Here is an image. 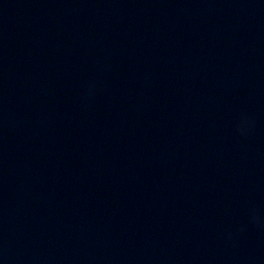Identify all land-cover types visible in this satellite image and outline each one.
<instances>
[{"label":"clouds","instance_id":"1","mask_svg":"<svg viewBox=\"0 0 264 264\" xmlns=\"http://www.w3.org/2000/svg\"><path fill=\"white\" fill-rule=\"evenodd\" d=\"M245 123V121L242 119L241 120V125H243ZM238 130H239V128H238ZM253 219L255 220V217H253Z\"/></svg>","mask_w":264,"mask_h":264}]
</instances>
